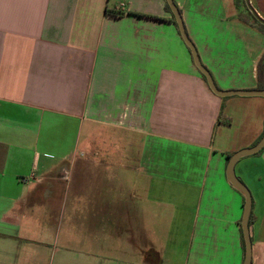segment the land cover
Segmentation results:
<instances>
[{
    "label": "crops",
    "instance_id": "crops-1",
    "mask_svg": "<svg viewBox=\"0 0 264 264\" xmlns=\"http://www.w3.org/2000/svg\"><path fill=\"white\" fill-rule=\"evenodd\" d=\"M173 1L216 86L258 90L264 32L236 0ZM168 6L0 0V264L45 263L57 191L93 238L80 264H243L227 156L260 141L264 98L214 94ZM235 171L264 264V149Z\"/></svg>",
    "mask_w": 264,
    "mask_h": 264
},
{
    "label": "water",
    "instance_id": "water-1",
    "mask_svg": "<svg viewBox=\"0 0 264 264\" xmlns=\"http://www.w3.org/2000/svg\"><path fill=\"white\" fill-rule=\"evenodd\" d=\"M249 10L253 14V16L258 20L260 23L264 24V19H262L256 11L253 9V7L250 4V0H245ZM167 3L172 10L176 22L179 26V29L181 31L182 37L186 44L189 46L194 62L197 66V68L200 70V72L203 74V76L206 78V81L212 90L214 94H216L219 97H232V96H240V97H263L264 98V90H250V91H223L220 90L210 72L202 65L198 53L196 51V48L188 38L186 34V30L184 27V23L182 21V16L180 11L178 10L176 4L173 0H167ZM264 149V135L260 139V141L253 147L242 149L235 154L231 156V158L228 161L227 165V178L229 182L232 184V186L237 189L243 196H244V213L242 218V231H243V237L245 242V259L243 264H251L252 263V238L250 233V219L252 215V209H253V200H252V194L249 190V188L237 177L236 175V165L237 163L244 157L252 156L255 154L260 153Z\"/></svg>",
    "mask_w": 264,
    "mask_h": 264
},
{
    "label": "rangeland",
    "instance_id": "rangeland-1",
    "mask_svg": "<svg viewBox=\"0 0 264 264\" xmlns=\"http://www.w3.org/2000/svg\"><path fill=\"white\" fill-rule=\"evenodd\" d=\"M71 199L74 200V196ZM48 202L50 209H53V217H51V224L48 227L49 230L46 237L50 250H48L45 258L46 261L43 264H58L60 260H63V257H65L66 262H70L71 264H80L86 261L85 257L87 255L84 249H87L89 241L93 238L78 233L77 227H74L77 225V222L69 218L71 215V213L69 214L70 208L73 213L71 206L73 203L70 202V206L64 205L63 195H60L59 191L54 196H51ZM74 203L77 204L78 202ZM62 224L67 225V234L65 230L63 231ZM41 231L42 229L35 231V235L39 239H42ZM38 257L40 262H44L40 254Z\"/></svg>",
    "mask_w": 264,
    "mask_h": 264
},
{
    "label": "trees",
    "instance_id": "trees-1",
    "mask_svg": "<svg viewBox=\"0 0 264 264\" xmlns=\"http://www.w3.org/2000/svg\"><path fill=\"white\" fill-rule=\"evenodd\" d=\"M235 4H236V7L240 10L239 20H241L242 22H244V23H246L248 25H251L252 27L264 32V24H262L258 20H256V18L253 16L251 11L249 10L245 0H236ZM168 9H169V6H168ZM258 71H259L258 90H264V56L262 57L261 61L259 62ZM204 79H205V77H204ZM231 156L232 155H228L227 156L228 160L231 158ZM254 219H255V216L252 213L251 219H250V226L253 225Z\"/></svg>",
    "mask_w": 264,
    "mask_h": 264
}]
</instances>
